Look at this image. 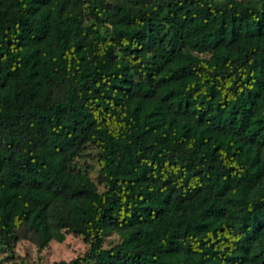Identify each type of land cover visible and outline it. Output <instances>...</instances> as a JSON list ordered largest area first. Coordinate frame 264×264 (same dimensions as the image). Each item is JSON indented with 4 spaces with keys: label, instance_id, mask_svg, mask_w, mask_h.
Wrapping results in <instances>:
<instances>
[{
    "label": "trees",
    "instance_id": "obj_1",
    "mask_svg": "<svg viewBox=\"0 0 264 264\" xmlns=\"http://www.w3.org/2000/svg\"><path fill=\"white\" fill-rule=\"evenodd\" d=\"M66 233L73 263L264 264V0H0V241Z\"/></svg>",
    "mask_w": 264,
    "mask_h": 264
},
{
    "label": "rangeland",
    "instance_id": "obj_2",
    "mask_svg": "<svg viewBox=\"0 0 264 264\" xmlns=\"http://www.w3.org/2000/svg\"><path fill=\"white\" fill-rule=\"evenodd\" d=\"M221 1V0H213ZM255 2L256 0H244ZM102 18V16H101ZM107 26V25H105ZM108 27V26H107ZM100 30L104 29L100 27ZM72 170L84 172L97 186L100 192L102 187L97 185V151L86 145L73 159ZM120 237L115 232H106L102 247L108 248L117 243ZM87 244L81 237L66 233L61 242L50 240L44 248L39 249L32 239L21 238L17 241H0V264H95L94 261L71 262L82 256Z\"/></svg>",
    "mask_w": 264,
    "mask_h": 264
}]
</instances>
